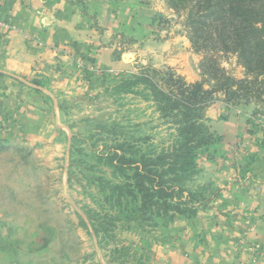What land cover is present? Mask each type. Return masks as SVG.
I'll list each match as a JSON object with an SVG mask.
<instances>
[{
	"label": "rangeland",
	"instance_id": "1",
	"mask_svg": "<svg viewBox=\"0 0 264 264\" xmlns=\"http://www.w3.org/2000/svg\"><path fill=\"white\" fill-rule=\"evenodd\" d=\"M137 5L150 11L142 14L149 23L137 32L125 30L120 38L107 33V42L94 48L93 71L68 65L60 89L47 75L24 78L43 83L42 91H33L47 101L53 120L36 141L0 144V264H180L187 258L182 237L194 246L197 264L229 252L227 238L204 229L209 220L237 216L222 196L228 188L219 184L220 169L233 158L226 144L199 152L198 172L183 196L195 214H142L138 201L115 189L131 183L133 173L125 178L117 173L109 165L113 154L124 153L136 163L143 157L155 160L187 138L185 109L169 97L161 79L169 71L189 84L204 79L185 15L165 0ZM97 22L87 19L102 38ZM109 50V62L100 64ZM124 55L133 58L121 68ZM221 62L236 79L247 78L235 56ZM193 116L196 125L222 139V121L237 129L246 121L244 140L254 150L247 159L264 155L257 146L264 140V98L233 103L217 93ZM246 173L240 169L235 178L244 186L237 200L252 184Z\"/></svg>",
	"mask_w": 264,
	"mask_h": 264
},
{
	"label": "crops",
	"instance_id": "2",
	"mask_svg": "<svg viewBox=\"0 0 264 264\" xmlns=\"http://www.w3.org/2000/svg\"><path fill=\"white\" fill-rule=\"evenodd\" d=\"M137 1L0 0V22L4 25L0 27V144L36 141L53 120L47 101L17 78L47 75L53 79V87L60 89L61 71L68 65L93 71L94 48L101 45V40L107 42V33L109 37L114 35L112 39L120 38L125 30L137 32L149 23L144 22L142 14L150 11L140 8ZM88 18L98 21L104 37L97 35L87 23ZM110 53L109 50L102 54L100 64L109 62ZM124 56L121 68L127 66ZM222 122L220 135L233 158L220 169L219 184L228 188L222 190V196L238 212L237 216L232 213L231 220H209L206 228L201 224L227 238L229 252L206 258L200 264H264V160L248 163L254 150L250 141L244 140L246 121L241 129ZM231 143L234 146H229ZM240 169L247 172L252 184L237 200L239 191L244 189L235 179ZM180 243L187 251V258L180 264H197L193 259L197 253L190 240L182 237Z\"/></svg>",
	"mask_w": 264,
	"mask_h": 264
},
{
	"label": "trees",
	"instance_id": "3",
	"mask_svg": "<svg viewBox=\"0 0 264 264\" xmlns=\"http://www.w3.org/2000/svg\"><path fill=\"white\" fill-rule=\"evenodd\" d=\"M165 1L176 13L185 15L184 26L189 41L195 52L202 56V82L189 84L172 71L168 72L167 78L161 79L170 91L169 97L176 98L185 109L187 138L177 149L163 153L155 160L143 157L136 163L124 153H115L108 160L124 178L128 171L133 173L131 183L115 189L126 191L129 197L138 201L142 214L174 212L187 215L196 213L195 206L187 209L183 196L185 184L198 172L199 152L225 144L224 138H216L207 128L195 124V108L209 102L217 93H223L227 101L233 103L258 102L264 98V0ZM229 56L236 57L246 79H236L222 66L221 58ZM34 84L44 87L41 81H34ZM171 98H168L169 104ZM257 146L264 151V140ZM261 160L264 155H252L248 162L253 164Z\"/></svg>",
	"mask_w": 264,
	"mask_h": 264
},
{
	"label": "water",
	"instance_id": "4",
	"mask_svg": "<svg viewBox=\"0 0 264 264\" xmlns=\"http://www.w3.org/2000/svg\"><path fill=\"white\" fill-rule=\"evenodd\" d=\"M129 58H133L131 55H125L124 56V60L126 61V62H128V59ZM19 81H21L22 83H24V84H26L27 86H29L30 88H32V89H36V90H41L39 87H37V86H35V85H33V84H30V83H28L27 81H25L24 79H22V78H17ZM42 91V90H41ZM56 104V103H55Z\"/></svg>",
	"mask_w": 264,
	"mask_h": 264
}]
</instances>
